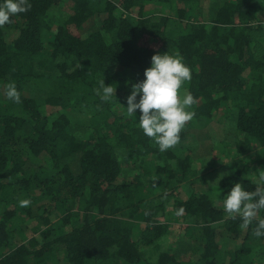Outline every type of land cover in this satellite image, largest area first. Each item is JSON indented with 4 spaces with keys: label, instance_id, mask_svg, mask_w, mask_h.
Returning a JSON list of instances; mask_svg holds the SVG:
<instances>
[{
    "label": "trees",
    "instance_id": "1",
    "mask_svg": "<svg viewBox=\"0 0 264 264\" xmlns=\"http://www.w3.org/2000/svg\"><path fill=\"white\" fill-rule=\"evenodd\" d=\"M29 3L0 27V264H264L221 205L264 171V0ZM167 52L196 103L160 152L124 108Z\"/></svg>",
    "mask_w": 264,
    "mask_h": 264
},
{
    "label": "clouds",
    "instance_id": "2",
    "mask_svg": "<svg viewBox=\"0 0 264 264\" xmlns=\"http://www.w3.org/2000/svg\"><path fill=\"white\" fill-rule=\"evenodd\" d=\"M31 8L29 0H0V27L11 23V18L26 13ZM145 79L133 84L131 93L126 98V113L135 117L140 112L138 127L143 134L158 145L160 152L175 147L181 140V132L191 121L195 113L190 111L196 103L190 91L183 86L192 79L191 71L183 58L177 55L155 54L151 58V66L144 72ZM102 102H111L116 88L106 86L104 80L95 90ZM3 95L7 100L20 103V93L15 82L4 86ZM139 97V99H138ZM255 188L248 191L241 183H235L221 200V205L230 220L239 218L240 227L248 230L252 227V235L264 238V171L255 175ZM21 206L29 201L23 200ZM183 208L176 211L177 216L184 213Z\"/></svg>",
    "mask_w": 264,
    "mask_h": 264
},
{
    "label": "rangeland",
    "instance_id": "3",
    "mask_svg": "<svg viewBox=\"0 0 264 264\" xmlns=\"http://www.w3.org/2000/svg\"><path fill=\"white\" fill-rule=\"evenodd\" d=\"M227 159L228 161L230 160V158L225 154L222 155V160ZM179 232H176V234H178Z\"/></svg>",
    "mask_w": 264,
    "mask_h": 264
}]
</instances>
